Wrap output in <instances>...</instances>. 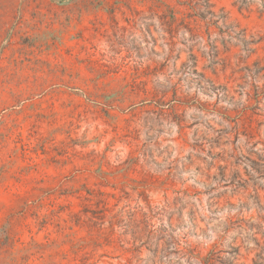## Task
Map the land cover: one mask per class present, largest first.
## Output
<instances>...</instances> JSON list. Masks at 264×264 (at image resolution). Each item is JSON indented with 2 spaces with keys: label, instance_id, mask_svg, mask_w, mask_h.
<instances>
[{
  "label": "rangeland",
  "instance_id": "1",
  "mask_svg": "<svg viewBox=\"0 0 264 264\" xmlns=\"http://www.w3.org/2000/svg\"><path fill=\"white\" fill-rule=\"evenodd\" d=\"M0 264H264V0H0Z\"/></svg>",
  "mask_w": 264,
  "mask_h": 264
}]
</instances>
